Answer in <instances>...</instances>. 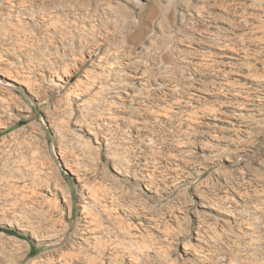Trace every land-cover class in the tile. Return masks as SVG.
Segmentation results:
<instances>
[{
    "label": "rangeland",
    "instance_id": "obj_1",
    "mask_svg": "<svg viewBox=\"0 0 264 264\" xmlns=\"http://www.w3.org/2000/svg\"><path fill=\"white\" fill-rule=\"evenodd\" d=\"M0 264H264V0H0Z\"/></svg>",
    "mask_w": 264,
    "mask_h": 264
},
{
    "label": "bare ground",
    "instance_id": "obj_2",
    "mask_svg": "<svg viewBox=\"0 0 264 264\" xmlns=\"http://www.w3.org/2000/svg\"><path fill=\"white\" fill-rule=\"evenodd\" d=\"M67 75V74H66ZM60 76V75H59ZM26 80V79H25ZM54 80V79H53ZM60 80V79H59ZM28 81V80H27ZM57 82V81H56ZM28 83V82H27ZM97 195H94V199L98 200V197H96ZM99 201V200H98ZM54 202V201H53ZM94 216V215H93Z\"/></svg>",
    "mask_w": 264,
    "mask_h": 264
}]
</instances>
